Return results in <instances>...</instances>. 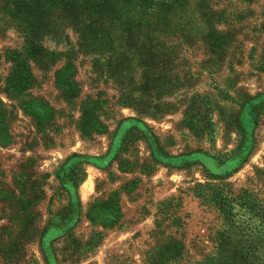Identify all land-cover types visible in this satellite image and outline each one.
<instances>
[{
  "label": "rangeland",
  "instance_id": "rangeland-1",
  "mask_svg": "<svg viewBox=\"0 0 264 264\" xmlns=\"http://www.w3.org/2000/svg\"><path fill=\"white\" fill-rule=\"evenodd\" d=\"M11 1L0 0V264H223L237 240L264 238V0H170L137 15L165 57L150 68L117 16L100 19L108 36L87 54L63 26L40 42L53 61L40 64ZM145 74L169 92L153 115L123 105L141 99Z\"/></svg>",
  "mask_w": 264,
  "mask_h": 264
},
{
  "label": "trees",
  "instance_id": "trees-1",
  "mask_svg": "<svg viewBox=\"0 0 264 264\" xmlns=\"http://www.w3.org/2000/svg\"><path fill=\"white\" fill-rule=\"evenodd\" d=\"M169 1L105 0L101 2V0H88L87 8V0H12L11 2L14 3L15 8L12 13L11 11L9 12L15 20H21V24L28 23L31 25L26 30L23 28L30 36L26 41L25 51L29 57L36 59L38 63L45 66H48L50 62L53 64V61L48 60L51 54L40 46V42L44 38L51 37L56 39L61 36L63 26H72L80 36V47L83 53L87 54L88 42L93 45L101 40L99 37L108 36V33L101 26L100 19H104V22L117 16L122 19L121 33L123 38L124 36L127 37L129 43L126 44L129 45L128 48H135L132 50L137 52L145 67L150 68L154 67V64L156 65L158 62L164 61L165 57L155 46H148L147 43L154 39L149 34L145 35L144 31L150 32L151 27L145 28L146 25H142L143 21L140 18L149 11L153 10L156 12L157 9H160L161 14H163V11H165L164 7L168 6ZM100 7L104 8L105 11H101ZM133 13L135 16H132ZM137 15L140 18L136 19ZM58 22L62 23L58 24ZM140 37L145 38V43L135 41V38L137 40ZM126 53L119 54L116 59L128 63L129 58ZM147 62L149 63L147 64ZM163 67L166 68L165 66ZM163 67H159V69L164 70ZM148 76L147 74L143 75L146 84L142 87L141 99L137 100L129 92L128 97H125V101H123L124 106L134 108L140 115H153V110L161 111L159 109L160 105L153 106L151 99L155 96L161 99L166 93H169L148 88L147 83L150 82ZM9 85L17 89L21 86V83L16 79H11ZM237 243L239 246L221 252L223 264H264V238L262 240L257 238L253 242L237 240ZM241 243L248 245L241 246ZM258 243H263V245L257 246Z\"/></svg>",
  "mask_w": 264,
  "mask_h": 264
}]
</instances>
